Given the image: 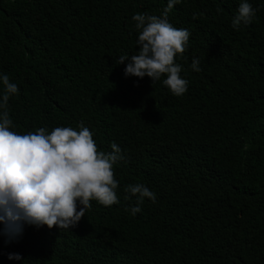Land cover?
<instances>
[{"label": "trees", "instance_id": "trees-1", "mask_svg": "<svg viewBox=\"0 0 264 264\" xmlns=\"http://www.w3.org/2000/svg\"><path fill=\"white\" fill-rule=\"evenodd\" d=\"M240 2L179 0L168 13L191 34L175 96L166 74L153 85L116 63L138 54L132 17H162L169 0H0V73L19 88L0 109L10 130L83 123L99 151L116 143L124 156L118 203L90 201L73 228L0 235V264H264V0H248L256 15L237 30ZM134 184L157 199L132 215Z\"/></svg>", "mask_w": 264, "mask_h": 264}, {"label": "clouds", "instance_id": "clouds-1", "mask_svg": "<svg viewBox=\"0 0 264 264\" xmlns=\"http://www.w3.org/2000/svg\"><path fill=\"white\" fill-rule=\"evenodd\" d=\"M179 0H169L163 16L135 14L132 19L139 30L138 54L129 59L121 55L117 64L129 61L125 77H149L153 85L166 74L163 84L173 95L182 96L188 90V81L181 76L182 66L176 63L178 54L185 52L190 32L175 28L168 21V13ZM256 10L248 0H241L232 26L249 24ZM194 71H200L194 58ZM4 94L0 109H6L11 95L18 94V86L7 74L0 73ZM12 120L5 110L0 112V235L9 242L23 235L24 225L68 229L75 227L88 209L90 201L104 206L118 203L113 166L124 159L116 143L112 151H99L93 133L83 123L79 130L56 127L51 132L40 128L36 132L18 134L11 129ZM126 191L137 197L131 207L132 215L141 211L145 198L155 202L153 191L143 184L128 185ZM129 211V209H125ZM9 259L20 260L17 254Z\"/></svg>", "mask_w": 264, "mask_h": 264}]
</instances>
